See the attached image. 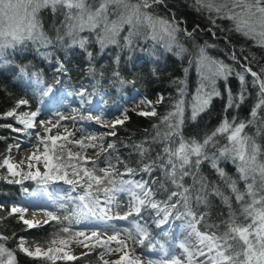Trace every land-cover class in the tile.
<instances>
[{"label":"snow or ice","instance_id":"6c2138e0","mask_svg":"<svg viewBox=\"0 0 264 264\" xmlns=\"http://www.w3.org/2000/svg\"><path fill=\"white\" fill-rule=\"evenodd\" d=\"M164 4L166 0H0V61H6V54L10 50H16L29 42L40 47L51 44L41 20V13L46 9L63 16L65 35L71 37L72 44H78L81 49L87 50L86 46L93 41L103 49L111 45L120 46L121 40L124 47H131L134 41L143 39L162 44L168 51L176 49L175 54L183 57L188 50L180 42L182 29L179 22L174 15L162 16L156 11L157 6ZM191 6L205 14L213 28L220 27L218 21H229L230 31L264 49V0H191ZM81 33L89 35L82 36ZM122 33L126 34L122 36ZM183 34L192 35L186 29ZM58 39L62 37L58 36ZM208 47L211 45L198 46L189 60L190 64H196L201 75V87L196 94L186 101L185 87H178L171 110L159 117V124H153L155 132L151 139L132 145L139 157L137 167L129 166L128 161L115 154V142H108L105 147L104 135L77 137L75 132H69L68 126L62 123L67 119L64 115L58 114L53 123L52 118L38 121L39 110L18 111L21 106H29L28 99H20L11 110L0 113V119L11 118L15 122L0 124V128L26 135L30 140L34 137L32 147L36 149L28 157V171L22 172L19 165L12 163L10 153L13 145H9V155L0 160V169H6V174L0 172V180L8 184H21L23 180L31 179L41 187H46L50 182L63 181L71 186L67 196H60L53 201L54 210L40 206L31 209L34 213L45 215L46 219L42 223L26 219L29 208L19 205L11 206L7 215H0V223L15 216L27 229L43 227L53 221L59 225L58 228L53 226L55 230L48 240L35 242L21 237L15 249L6 246L13 237L0 233V264H17V252L40 264L76 261L84 256H92L97 248L101 249L95 253L100 264H143L136 255V246H143L145 240L149 239V233L138 221L133 222L134 231L109 225L111 233L105 228L103 236L96 229L90 233L74 230V225L93 221L107 224L113 218L128 220L130 216H140L142 210L151 209L158 218L155 223L161 226L168 223L173 211L181 207L183 211L177 212L174 219L186 220L184 228L188 237H194V241L185 239L180 242V254L163 259L158 264H264V145L257 140L264 132V66L259 72L250 66L244 67V73L251 76V83L257 88V101L251 109L250 119L237 122L235 117L231 121L225 118L202 141L185 138L180 130L186 108H190L194 121L205 111L212 98L220 95L215 88V81L220 78L227 80L233 71L222 60L211 57L207 52ZM91 55L88 52V56ZM232 59H236L235 54ZM62 70L63 65L58 68V71ZM244 73H236L242 91L237 98H233L229 92L227 108H238L246 99ZM30 82L41 97L53 92L52 87L46 86L38 75L30 77ZM205 82L210 91L205 90ZM174 83L182 85L184 81ZM163 99L161 95L157 103ZM141 103H145L151 111H142L138 115L157 117L152 101L142 100ZM127 119L124 113V119H117L111 124L113 131L109 134L115 136L116 126ZM37 123L41 127L49 124L52 127H44L41 137L35 131ZM250 126H256L255 135L245 131ZM57 128H62L65 134L51 135ZM217 137L223 138L226 143L221 144ZM152 144L161 145L154 157L151 155ZM41 145L44 151L37 155ZM15 147L17 151L23 150L20 142ZM209 148H216L217 152L210 156ZM88 149H92V152L89 153ZM90 156L98 159H91ZM32 161L43 163V174L38 169L33 171ZM204 161H208L215 169L224 188L228 190L227 194L218 185L209 188L199 175ZM221 161H230L235 165L238 175L235 178L229 176L220 166ZM157 171L160 176L154 177L153 173ZM145 174L149 179L144 178ZM137 175L141 177L139 180L135 179ZM126 176L127 179L124 178ZM186 177L192 178L191 185L185 183ZM240 182H243V188L239 186ZM161 190L167 195L164 199H157V193ZM121 193L129 197L128 211L123 214L117 212L115 217L108 215L113 204L119 207ZM210 194L218 197L227 208L226 218L218 222H210L206 219L208 212H198L193 207V203L196 208L201 205L208 207ZM4 211V205L0 204V212ZM81 237L83 240L79 239ZM129 241L132 247H129ZM113 242L115 247L111 246ZM73 244L87 251L77 257L68 251ZM160 250L164 251L163 244ZM119 253H122L119 259L109 261L104 258L106 254ZM164 255L168 256L167 251H164ZM87 264H92V261L89 260ZM147 264L154 262L148 261Z\"/></svg>","mask_w":264,"mask_h":264},{"label":"trees","instance_id":"16d2710c","mask_svg":"<svg viewBox=\"0 0 264 264\" xmlns=\"http://www.w3.org/2000/svg\"><path fill=\"white\" fill-rule=\"evenodd\" d=\"M156 11L162 16L171 17L174 15L179 22L182 29L179 37L180 42L188 50L183 57H178L175 54L176 49L168 51L162 44L143 39L134 41L131 47H124V42L121 40L120 46L111 45L102 49L99 44L93 41L86 46L87 50L81 49L78 44H72L71 37L65 35L66 29L63 26L61 14H53L47 9L42 11L43 30L51 40V44L48 47H40L29 42L16 50H10L6 54V61H0V113L11 110L20 99H28L29 106H21L18 111H36L41 108L44 112L48 109V96L41 97L35 91V85L30 82V77L38 75L46 86H51L54 89L62 88L74 99L87 100L82 108H76L75 120L71 118L62 122L68 127H72L70 132H75L77 137L90 134L104 135L105 147L108 142H115V154L128 161L129 166L137 167L139 157L134 152L132 145L151 139L155 132L153 124H159V117L171 110L172 103L177 98L178 87H185L186 101H190L196 94L197 86L200 83V72L196 64L194 62L190 64L189 60L193 58L198 46L211 45L207 48L208 54L229 65L233 70L232 74L227 80L220 78L215 81V88L220 95L214 96L205 111L201 112L194 121L191 119L190 108H186L184 123L180 130L181 134L185 138H195L202 141L205 135L214 131L225 118L231 121L235 117L237 122L250 119L251 109L257 101V88L253 87L251 76L244 73V67L247 65L259 72L260 68L264 66V49L254 46L252 41L230 31L231 23L229 21H218L220 27L213 28L207 16L197 12L191 6V0H166V4L156 7ZM184 29L191 32L192 35L190 37L184 35ZM124 34L126 33H122V36ZM81 35L87 36L89 34L81 33ZM58 36L62 39H58ZM88 52L92 53L91 57L88 56ZM233 54L236 56L235 60L232 59ZM61 65H63V70L58 71ZM236 73L245 74L243 88L246 99L238 108H227L229 92L233 98H237L242 91V85ZM174 81H184V84H177ZM135 92L139 98L153 102L158 114L157 117L138 115L133 109L135 100L132 99L130 101L131 107L125 111L128 119L123 124L116 126L115 136L108 135L103 130L91 128L90 116L87 113L89 104L100 100L102 107L99 109L97 121L110 122L114 118L122 116V111L117 107V104L123 96L126 94L130 96ZM161 95L164 97L163 101L155 102L156 98ZM69 107V105L60 103L54 112L63 113L66 116ZM0 124H15V122L11 118L0 119ZM245 131L255 135L256 126H250ZM16 134L7 128H0V137L4 138L0 139V160L5 155H9L7 149L9 145L14 143V135ZM217 139L220 140L221 144L226 143L221 137H217ZM257 140L264 145V132H261ZM151 147L153 148L151 155L154 157L156 152L160 151L161 145L152 144ZM87 151L91 153L92 149ZM208 152L211 156L217 152V149L209 148ZM101 155L103 156L104 153ZM94 159L98 158L95 157ZM220 166L229 176L235 178L238 175L235 165L230 161H221ZM0 172L6 174V169H0ZM199 175L204 178L209 188L218 185L227 194L228 190L224 188L215 169L211 167L208 161L201 164ZM153 176H160L159 171L153 173ZM16 178L19 179L20 177ZM124 178L127 179L128 177ZM135 178L140 179L141 177L137 175ZM144 178L149 179L146 174ZM185 183L191 185L193 183L192 178L186 177ZM61 184L71 188L63 181L50 182L46 187L60 186ZM239 186L243 188V182H240ZM36 187L46 188L41 187L31 179L23 180L21 184H8L0 180V204L4 205L5 208V211L0 212V215H7V210L10 209L11 204L20 200L25 193L24 189L31 190ZM68 194L67 192H59L58 197ZM166 195L162 190L158 191L157 199H164ZM208 199L210 201L208 207L201 205L196 208L195 203H193L194 209L198 212H208L209 216L206 219H209L210 222H218L220 219L226 218L227 208L220 199L211 194ZM119 200L121 203H119L116 211L123 214L128 211L127 200L124 197ZM233 203L235 207L234 198ZM50 209L54 210V206ZM182 211V207L174 210L173 217L169 218V222L172 223V232L186 223L185 219H174L176 213ZM140 218L148 225L151 230L150 233L153 234L152 236L157 243L158 240L168 239V235H164L162 227L155 223L158 218L155 216L154 210L145 209L140 216L133 215L128 219ZM54 225L55 222L53 221L43 227L27 229L15 216H11L0 223V233L13 237L6 246L15 249L21 237L35 242L48 240L55 228L59 227V225H55L54 228ZM78 226L74 225V230H77ZM124 228L128 227L122 226L120 229ZM172 238L171 236L170 239ZM149 245L150 241L146 240L143 246H136V254L146 263L148 261L154 262L148 253ZM155 247L157 248L158 244H155ZM97 251L93 252L92 256H84L83 259L57 261V264H87L89 260L93 261L91 258L95 256ZM17 264H40V262L17 252Z\"/></svg>","mask_w":264,"mask_h":264},{"label":"rangeland","instance_id":"374dc122","mask_svg":"<svg viewBox=\"0 0 264 264\" xmlns=\"http://www.w3.org/2000/svg\"><path fill=\"white\" fill-rule=\"evenodd\" d=\"M201 87V75H200V83L197 86V89ZM53 89V92L47 97L48 99V103L47 106L49 107L48 109H46L44 112L40 109L39 110V116L37 117V120H48L50 118L53 119V123H55V118L57 117V113L54 112V110L56 109V106L59 105L60 103L69 105V111H68V115H64L65 117H67V119H71L73 117H75L77 115L76 113V108H82L84 106V104L87 102V100H83V99H74V97L69 94L68 92H64L62 88L60 89ZM196 89V91H197ZM205 90L206 91H210L211 89L207 86V82H205ZM160 96H158L155 100V102H157L158 98ZM134 99L135 100V105H134V111H136L137 113L142 112V111H151V108L148 107L145 103H141L142 100H147L144 98H139L138 94L135 92L133 95L128 96L127 94L123 96V98L121 99V101L117 104V107L119 109H121L122 111V116H119L118 118H114L112 121L110 122H98L97 121V117L99 115V109L102 107V103L100 100H98L97 102H93L91 104L88 105V114L90 116V120H91V128L94 129H100L103 130L106 134L110 135L109 133L111 131H113V129L111 128V124H113L117 119H124V113L126 111V109H129L131 107V100ZM148 101V100H147ZM49 110V111H48ZM60 115H63V113H59ZM17 127H20L17 126ZM44 127H48L51 128L52 125H45ZM44 127H41L38 123L36 125L35 131L39 132L41 134V137H43L44 135ZM72 129V127H68V131L70 132ZM31 131V130H30ZM64 131L62 128H57L55 129L51 135L55 136V135H64ZM14 143L12 144V151L10 153V156L12 158V160L15 158V156L17 154H23L24 155H31L34 151H36V149L34 147H32V145L35 143V138H31V140L29 139L28 136L26 135H21L19 133H17L16 135H14ZM20 142L21 143V147L23 150L21 151H17L15 145ZM15 151L17 153H15ZM39 151H41V153H43L44 149H43V145L40 146ZM19 152V153H18ZM38 152V151H37ZM15 155V156H14ZM91 159H94L95 156H90ZM20 170L22 172L27 171V164L24 166H19ZM39 170L41 173H43L45 171L43 163L37 164L36 162L33 163V171L35 170ZM137 179V178H135ZM139 180V179H137ZM59 192H70V188H68L66 185L61 184L60 186H56V185H51L48 186L46 188H34L31 190H28L27 192H25L23 194V196L20 198V200L13 202L11 204V206L13 205H19V206H24L29 208L30 211V217H35L33 221L36 222H43L46 217L43 213H34L31 209L40 206V207H46V208H51L53 207V201H55L58 198V193ZM32 194V195H30ZM121 197H124L127 200V206L129 208V197L127 196V194L121 193L119 194V199ZM118 203H121L120 200H118ZM112 211L108 213V215L115 217L117 215V211H116V204H113L112 206ZM146 210H150V209H146ZM143 211V210H142ZM27 216H29L28 214L25 215V218L27 219ZM41 219V220H36V219ZM138 221L141 225H143L144 227H146L148 233H149V241H150V245L148 248V253L151 255V258L154 260L155 264H158L159 261L163 260V259H168L170 256L172 255H179L180 254V249L178 248V244L182 241H184L185 239H189V240H193L194 241V237H188V233L184 228V225H180L179 228L175 231L172 232V223H170L168 221V223L161 225L163 232L165 233L164 235H168V239L166 240H162L159 241L158 243L156 240H154L153 238V234L151 235L150 233V229L148 227V225L141 221L140 219H128V220H118V219H111L107 222V224H105L102 221H93L90 222L88 224H79L78 229L77 230H85L87 232H91L93 229L96 230H100L101 234L103 236V230L105 228H108V232L111 233L112 228L109 227V225H114L117 229H120L122 226H126L129 229L133 230V222ZM171 236L173 237L172 239ZM106 238V237H104ZM123 239V237H121ZM81 240H83V237L79 238ZM154 240V241H153ZM146 241V240H145ZM129 247H132L131 242L129 241ZM155 244H158V247H155ZM163 244L164 245V251H167L168 256L164 255V251L160 250V245ZM112 247H115V243L113 242V244L111 245ZM96 250H98L97 252L101 251V249L97 248ZM95 250V251H96ZM68 251L75 255V256H81L85 251H87V249L83 248L82 246H77L76 244L71 245V247L68 249ZM122 255V253L119 254H115V255H105V259L111 261V260H116L119 259V256ZM137 255V254H136ZM141 258V257H140ZM92 264H100L99 260L97 259L96 255L93 256L91 258ZM143 264H147L142 258H141Z\"/></svg>","mask_w":264,"mask_h":264},{"label":"bare ground","instance_id":"6f19581e","mask_svg":"<svg viewBox=\"0 0 264 264\" xmlns=\"http://www.w3.org/2000/svg\"><path fill=\"white\" fill-rule=\"evenodd\" d=\"M22 146V145H21ZM15 153H17L16 151H15ZM19 153V152H18ZM36 154L37 155H41L42 153H41V151H38V152H36ZM32 155V154H31ZM31 155H29V156H31ZM15 156V155H14ZM28 155H24V153L22 154H17L16 156H15V158L12 160V163H14V164H16V165H19V166H24V165H26V164H28L29 163V160H28V157H29ZM21 161H23V163H21ZM35 161H32V163H34ZM27 214L29 215V216H27V219H29V220H34V218L35 217H33V219H32V217H30V211H28L27 212ZM36 220H41V219H36Z\"/></svg>","mask_w":264,"mask_h":264}]
</instances>
